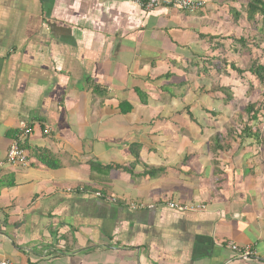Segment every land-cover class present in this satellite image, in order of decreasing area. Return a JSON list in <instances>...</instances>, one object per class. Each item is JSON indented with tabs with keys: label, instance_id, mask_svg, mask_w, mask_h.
<instances>
[{
	"label": "crops",
	"instance_id": "obj_1",
	"mask_svg": "<svg viewBox=\"0 0 264 264\" xmlns=\"http://www.w3.org/2000/svg\"><path fill=\"white\" fill-rule=\"evenodd\" d=\"M197 1L0 0V260L264 264V110L244 111L262 91L205 59L206 37L243 35L246 0ZM19 123L25 167L4 163Z\"/></svg>",
	"mask_w": 264,
	"mask_h": 264
},
{
	"label": "trees",
	"instance_id": "obj_2",
	"mask_svg": "<svg viewBox=\"0 0 264 264\" xmlns=\"http://www.w3.org/2000/svg\"><path fill=\"white\" fill-rule=\"evenodd\" d=\"M229 14H230L231 22L234 25H238L241 19L245 20V23L247 25L240 28L244 34L238 37H232V36L224 37V38L222 37L215 38L214 36L206 37L205 38L206 43L209 45V49H210L209 52L213 54L216 53L217 51L218 52L217 54H214L213 57L211 58L208 57L205 59H207L209 63L208 66H211L214 69V71L218 74V76L221 75L220 66L224 65L225 67L227 66L229 68L228 69L229 71L235 73L239 77H242L243 74L246 73V77H244V79L247 77L248 78L250 77L256 83V84L255 83L253 84L254 86H257L258 89L259 87L263 88V93L261 95L263 98L262 102L259 104L258 103L257 104H247L244 109L247 116L251 117V119L254 120L255 115L259 111L264 110V64H260L257 62H251L247 69L242 70L241 68L235 66L234 61L227 63V59L223 55H221L223 53L220 50H223V51L225 50L224 45L222 44V41L228 40L230 42L228 44L227 50L232 55H242L244 51L248 52L250 48L249 46L250 43L247 41V38H244L246 35H252V38H251L252 40L257 39V37L259 38L261 37L264 42V0H246L245 5L240 9L239 12L235 10H231ZM253 35L255 37H253ZM254 44L257 45L256 42H254ZM262 51L264 52V49ZM205 59H202V60L205 62ZM203 71H206V69L203 68ZM226 71L227 69L224 70L222 74H224L225 77H228L229 74H227ZM249 86H251V84H249ZM215 91H218L221 94H223L228 101L232 100L231 93L229 92L228 88L218 87L217 90ZM247 130H248L247 127L243 124L242 131L244 132L243 133L244 135H247V133H250V131H247ZM47 166L53 169L57 168V164H51V165L47 164Z\"/></svg>",
	"mask_w": 264,
	"mask_h": 264
},
{
	"label": "built area",
	"instance_id": "obj_3",
	"mask_svg": "<svg viewBox=\"0 0 264 264\" xmlns=\"http://www.w3.org/2000/svg\"><path fill=\"white\" fill-rule=\"evenodd\" d=\"M132 2L139 8L148 12L156 8L163 7L166 9L171 8L181 12H186L188 14H193L200 11L204 7V3L197 0H132ZM29 134L30 128L28 125L19 123L15 139L11 142L6 152L4 160L5 164L18 167H25L27 165V156L20 144L29 136ZM1 166L2 164L0 163V167ZM95 196L98 198H103L100 193H96ZM109 201L114 202L115 200L112 198ZM127 206L132 210L142 209L145 207L142 204L140 205V203H129ZM165 206L169 210L179 213L194 212L204 209V206L202 205H180L173 202L166 203ZM147 208L151 209L152 206H148ZM226 248L232 253H235L239 258H252L255 255L253 250L249 247L240 249L236 245L228 243L226 244ZM0 264L11 263L5 260H0Z\"/></svg>",
	"mask_w": 264,
	"mask_h": 264
},
{
	"label": "rangeland",
	"instance_id": "obj_4",
	"mask_svg": "<svg viewBox=\"0 0 264 264\" xmlns=\"http://www.w3.org/2000/svg\"><path fill=\"white\" fill-rule=\"evenodd\" d=\"M239 30H241V29L239 28ZM244 38H247V41L250 43L249 44V46H250V48H249L250 53H249V51L248 52L247 51H244L242 55H240L239 57H236L237 58V61H238L237 64H238V66H240L239 68H241L242 70L247 69L251 62H257V63H260V64H264V52L262 51L264 49V42H263L262 38L261 37L260 38L257 37V39L252 40L251 39L252 38V35H250V36L249 35H246ZM254 42H256L257 45L254 44ZM255 45H256V47H255ZM228 56H234V55L228 54ZM229 58L231 59L232 57H229ZM244 77H246V76H244ZM251 88L253 89V91L251 92V94L255 95L256 98H257V95H260L259 92H261V91H262L261 92V95H262V93H263V88L262 87L260 89H258L257 86H254L253 85ZM262 99L263 98L261 97V100ZM256 100H258V99H256ZM238 106L240 108L242 107L240 105H238Z\"/></svg>",
	"mask_w": 264,
	"mask_h": 264
}]
</instances>
